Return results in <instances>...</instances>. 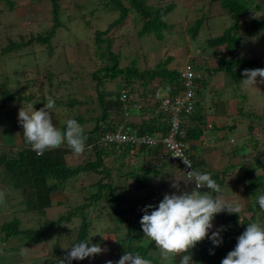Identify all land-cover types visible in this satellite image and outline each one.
Returning <instances> with one entry per match:
<instances>
[{"label": "trees", "instance_id": "obj_1", "mask_svg": "<svg viewBox=\"0 0 264 264\" xmlns=\"http://www.w3.org/2000/svg\"><path fill=\"white\" fill-rule=\"evenodd\" d=\"M41 1H46L47 3L48 28L42 32L37 31L35 33H28L26 40L24 39L26 36L23 34H18L19 40L11 35H7V42L0 48V52L4 54L3 56H11L13 52L17 54L21 48L33 44V42L47 45L49 52H52L53 46L50 41L56 34V28L60 25L59 20L62 8L60 6V0H29V3ZM149 1L150 0H108L105 7H113L114 9L112 10H117V17L108 23L104 29H96L91 38L95 46V52L101 60V65L90 73V79L95 81V98L98 100L100 110L97 115H91L87 117V119L81 115L75 116L74 119L81 125L89 120H92L95 124L90 129L83 128L84 134L87 137L86 147L90 146L89 149L92 151V158L73 163L72 159L74 153L68 149L66 145L55 150L46 151L43 155H37L26 143L23 136V127L18 122V119L16 125L19 130L18 133L22 138V143L19 144L18 149L13 152L14 143H10L5 139L3 140L4 143L0 144V166H4L9 172L11 180L21 184L35 185V189L44 187V189L35 193V200L40 201L46 196L45 194L48 193L47 195H49L53 190L74 191L76 193L78 191L81 193L87 191L84 197H82L84 199L83 202L80 206H76L74 212L70 211L58 220L53 221V224H56L62 219L66 221L73 220V223H76L78 226L75 238H72L70 241V247L75 242L85 240L89 237L92 227L91 223L96 218L91 217L90 211L99 210L97 206L100 200H104L109 205L113 203L116 204V202L119 201L117 196L112 197L111 195L115 189V178H121L123 176L125 178H131L129 189L143 190L150 186L151 177L155 174L154 168L156 165H159V163H155L144 168L142 165L138 166L134 163H126L128 154L134 149L133 146H125L120 151L113 147L104 146L101 141L102 134L106 131H112L116 126L121 125L124 120L126 121L124 124L132 127L136 134H153L156 130H159L161 135L165 134L169 125L168 117L162 111L158 110L159 101H155L154 98H151L149 93L153 92V87L156 85H169L170 92L173 94L180 92L184 88L181 83L179 69H176L177 66L171 63L173 56H167L165 60L160 61L153 67L146 66L142 68L139 64L140 59L138 60L137 57L124 52V48L130 44L131 39L137 41L144 37H153L159 41L166 42L168 41L167 39L173 37V35L171 37H166L164 31L166 29L172 31L174 25H171L167 21L166 16L171 14L177 4L172 1L157 0L155 2H150L152 3L150 5ZM0 2H5L9 10H12L15 5L14 0H0ZM250 3L252 4L253 2L250 1ZM215 5L219 6L221 11L224 10L230 16L233 23L221 34L206 37L204 40L205 43H197V39L200 40L198 38L199 31L202 29L205 32L207 31L205 25L210 17L214 15ZM74 6L78 9L82 7V5L76 2ZM255 6L258 8V5ZM247 7L248 4L241 0H203L201 15H199V17L187 28L188 37H186V41L183 43L181 39V44H183V46H192V43L196 41L198 54L207 65L205 69H209L211 61L214 60L217 64V68L212 70L227 72L228 75L233 78L231 81L233 83H238L242 80L243 71L245 69H264L263 60H245L240 58L236 52L244 41V36L241 33V25L247 26L249 24L248 26H254L262 24L258 19H244L242 24L239 22L242 12ZM130 33H132V35H130ZM18 71L19 70L16 69V73ZM39 72H42L40 77H38L39 75L36 72L35 77L29 74L28 78L27 73H24V87L16 91L10 89L6 82L7 77L5 76L4 80L6 81L0 83V111L3 103L9 100L13 101L14 99H17L18 103L9 104L13 110L15 109L18 111L17 109L19 107L24 108L29 104H33L35 110H39L44 107V103L47 102L48 97H51V94H53L52 98L55 101V108L52 110L53 116H55V110L62 108L64 105H67L68 108H72L76 105L81 106L86 102L84 99L71 100L70 98L64 101L62 93L54 92L50 87L56 85V88L59 89L60 82H66L67 80L60 78V82H55L54 78L56 74L52 70L46 69L45 71ZM69 76L68 81L70 82V80L72 81V75ZM207 76L206 73L200 72L193 78V85L196 88L195 97L197 100L195 101L192 113L185 117V135L183 137L185 140L197 138L203 134V128L207 122L206 117L209 113V111L207 113L206 110L208 108H206L205 105L208 91L206 86L208 80H210V77ZM156 79H159L160 84L152 85V81ZM107 82H113L115 87L107 89L105 87ZM38 88H43L39 98L37 97ZM122 89H127L124 99L121 98ZM220 93H222V91ZM220 93L217 96V100L213 101L216 103H214L215 112H218V103L228 102L234 98L231 92L228 94ZM151 102L153 103L150 104ZM239 109L243 110V105L240 104ZM146 115L148 116L145 117ZM137 117H139L138 122L134 120V118ZM256 118H262L264 120V116H257ZM58 128L64 131L66 129V122L59 125ZM249 129L251 130L252 127ZM262 130L264 131V124ZM233 140V138H230L231 142H233ZM251 140L252 143H243V147H241V149L239 148L238 154L241 157L242 169L238 179L246 185L248 204L245 208V212H249V215H245L244 212H242L241 215L243 216H240L239 221L238 214H229L227 212L218 214L214 220L223 217L226 223L221 232L223 243L216 247L212 244L211 240L207 238L198 243L196 247L192 249V259L195 264H221L227 254L234 250L237 244V238L246 229L248 223L255 222L264 225L262 220H258V218L260 219L264 216V211H261L256 202V198L260 194H264V144L254 137L248 139V141ZM140 149L145 155H154L157 161H160L161 165L166 164L165 162L167 161L163 160L160 156V145H156L155 147L141 146ZM236 152H238V149L231 150V157L237 154ZM191 158L194 163L192 156ZM109 163L115 166L114 177L112 176V169ZM257 170L260 172L255 174ZM89 172L98 175V179L95 183H87L84 175ZM211 176L222 186L223 181L219 175L211 174ZM51 178H54L56 182L50 187L48 185V189H50V191H48L46 186ZM104 178H107V181L103 182ZM41 184L46 186H41ZM79 196L83 195L81 194ZM146 198H149V195H146ZM146 201H149V199L143 200V202ZM45 205V203L35 205L34 210H36V208H44ZM154 206L157 207L155 204ZM88 207L90 208L89 211ZM112 209L113 210L109 212L110 218L114 215L117 220L114 227L118 228L120 222H125L126 232L124 236L120 237H117L114 233L112 237L117 241L113 239L111 242L104 243L107 249V251L104 252L106 258L112 262H116L128 250L134 253L138 252L143 257L151 259L153 264H161L158 255L157 257L155 255L159 253L158 249L155 248L154 244L147 242V239L144 238L142 229L132 230V226L139 223L141 219L135 216V214L130 217L122 218V213L118 205ZM14 224V233H17L19 231L18 225L16 222H14ZM217 229H220V227L216 223V229L211 231ZM211 231L209 235H211ZM134 238H136V242H134ZM68 248L66 252L62 254V258L57 257L52 263L58 264L57 261L65 259L70 251ZM179 260L180 257L178 256V258L173 261L174 264H179Z\"/></svg>", "mask_w": 264, "mask_h": 264}, {"label": "rangeland", "instance_id": "obj_2", "mask_svg": "<svg viewBox=\"0 0 264 264\" xmlns=\"http://www.w3.org/2000/svg\"><path fill=\"white\" fill-rule=\"evenodd\" d=\"M153 1L155 2L157 0H150L149 3ZM167 1H172L177 4L171 14L166 16L167 21L171 25H174L172 31L168 29L164 31L166 37H171L172 35L173 37L167 39L168 41L166 42L159 41L153 37H144L137 41L131 39L130 44L124 48V52L137 57L138 60L140 59L139 64L142 68L146 66L153 67L160 61L165 60L167 56H173L171 63L172 65H176V69H179L180 71L183 62L189 58L196 73L204 72L208 75L207 77H210L206 86L208 91L205 105L208 100V104L214 109L216 103L213 101L217 100L219 93L221 91L222 93L220 94H228L231 92L235 98L227 102V105L228 103H231V107L229 108L230 112L225 114L227 121H229L228 118H239V120L235 122L237 124H234L237 125V131L239 133H242V131L247 133V129L249 131V128L252 127V133L258 134L257 137H260V139L263 140L264 131L262 128L264 120L256 117L264 116V90L262 91L261 89V87H263L261 84L264 83L260 84L258 82L256 86H250L243 81L233 83L231 82L233 78L228 75L227 72L212 70L217 68V64L214 60L211 61L212 64H210L209 69H205V66L207 65L198 54L196 44L205 43V38L210 35L221 34L233 23L230 16L227 13H224V10L221 11L219 6L215 5V11L213 12L214 15L210 17L205 25L207 31L205 32L202 29L198 33V38L200 40L197 39V43L194 41L192 46H183V44H181V39L183 43L186 41V37H188L187 28L199 17V15H201L203 0ZM241 1L248 4V7L240 16L241 21L239 20V22L241 24L244 19L249 20L251 17L261 16V18H264V0ZM250 1L253 3L251 4ZM14 2L15 5L12 10L7 9V4L5 2H0V48L7 42V35H11L19 40L18 34H23L26 36L24 38L26 40L28 33H35L37 31L42 32L48 28L49 25L46 1L29 3V0H14ZM75 2L82 5V7L79 9L76 8V6H74ZM106 3H108V0H60V6L62 8L59 20L60 25L56 28V34L50 41L53 46L51 53L49 52L47 45L38 42H33V44L24 46L17 52V54H14V52L11 53V56H3L4 54L0 52V83L6 81L4 80V77L6 76V82L11 90H21L24 87V73H27V78L29 77V74L30 76L35 77L36 72L39 75L38 77H40L42 72L39 71H45L47 69L55 72V82H60V78L67 80L66 82H60L59 89L56 88V85L50 87L52 91L62 93L64 101H67L69 98L71 100H86L81 106L76 105L72 108H68L67 105H64L62 108L56 109L54 112L55 116H53V122L57 128L68 119L74 118L77 115H81L87 119V117L99 113V103L95 98V81L90 79V73L101 65V60L95 52V46L93 45L91 38L96 29H104L108 23L117 17V10H112L114 9L113 7H105ZM151 4L152 3H150V5ZM255 5H258L259 8L254 11ZM220 12L223 13L221 14ZM241 29L244 41L237 49V55L245 60L255 57L260 59L264 58V23L254 26H243L242 24ZM130 35H132V33H130ZM253 36L259 37L260 40L255 38L256 41L253 39L252 41L249 40L246 42L249 37ZM16 69L19 70L17 73ZM218 74L221 75V78ZM69 75H72V81L70 80V82L68 81V78L70 77ZM218 80L222 84L219 89L214 84ZM156 84H160L159 79L152 81V85ZM105 87L107 89H112L115 86L113 82H107ZM41 90H43V88H38V98L41 94ZM161 91H163V88ZM241 95L250 100L253 107H257V113L247 108H243L244 111L239 112V107L243 100L241 99ZM51 97H53V94H51ZM13 103L17 104V99L3 103L0 111V134L5 140H9L12 137L11 132L13 130L16 129L17 132L19 131L16 121L18 119V112L22 107H19L18 109L16 108L18 111L15 109L13 110L9 105ZM224 104H226V102L217 104L218 112H223V106L225 107ZM245 104L248 105L247 102ZM27 107H24V109L27 110ZM247 118L249 120H247ZM239 123H242V125H238ZM93 125H95L93 121L89 120L88 122L83 123L82 126H84L83 128L90 129ZM229 138L231 137L228 136V140ZM239 138L240 136L238 139ZM241 141L238 144L240 149L243 147ZM246 142L252 143V140L248 141L247 138ZM234 143L236 144L237 142ZM89 148L90 146L86 147L85 152L81 155L74 154L72 162L77 163L81 162L83 159L89 160L92 158V151ZM142 153L145 155L140 148H134L133 152L128 154L126 163H134L138 166L143 165L140 161L137 162L138 160L136 157ZM109 166L112 169V176L114 177L115 166L111 163H109ZM258 173L259 172L257 171L256 174ZM180 174L183 178L181 172ZM84 177L89 184L95 183L98 179V175L90 172L86 173ZM131 180V178H125L124 176L121 178H115V189L111 195L112 197L117 196L119 201L116 202V204L113 203L109 205L104 200H100V203L97 206L99 207V210L90 211L91 217L96 218L91 223L92 227L88 238L98 232L109 235L107 239H102L100 235H95L91 237V244L102 245V241L105 240L104 243L107 241L111 242L113 239L110 237L114 236V233L117 237L124 236V233L126 232L125 222H120L118 228L114 227L117 220L114 215L112 218H110L109 215V212L112 211V208H115L116 205L119 206L122 218L130 217L135 214L139 219L145 214L143 209L147 205L154 206L155 201L151 199L152 196L149 201L143 202L142 197L147 191L129 189ZM158 180L159 177H153L151 181L153 183L157 182L158 184ZM163 180L165 181V179ZM105 181H107V178H104L103 182ZM55 182L56 180L51 178V180L48 181L47 186L42 184L41 186H46L48 189V185L50 187L55 184ZM12 183L13 186L11 189L19 188L22 190L21 198L24 200L22 206L24 207V210L5 216L4 222L0 224V264H53L52 262H54L57 257H63L62 254H64L67 248L70 247V241L72 238H75L78 229V226L76 223H73V220L66 221L62 219L56 224H53V221L58 220L70 211L74 212L76 206H80L83 202L84 199L82 197H84L87 191L83 193L78 191L76 193L74 191L53 190L49 195H47V193L45 194V197L40 201H37L35 200L34 195L44 189V187L35 189V185L21 184L14 180H12ZM170 183L168 181V186L163 188V194H172L177 191L171 186L172 181ZM236 184L240 185L238 182H236ZM180 187L183 188L184 191L191 192V189L188 186L181 185ZM48 191H50V189H48ZM81 194L83 196H79ZM51 198L52 203L50 202ZM41 203H45V207L41 209L36 208V210H34L35 205ZM47 203L50 205L48 206ZM89 207L88 211L90 210ZM26 209H29V211ZM152 210L154 209H148V214H150ZM258 220L264 222V216L260 219L258 218ZM14 222L18 225L19 231L17 233H14ZM224 224L225 222L223 225ZM133 229H142L140 222L132 226V230ZM134 242H136V238H134ZM91 244L89 246H91ZM44 252L48 255L42 259ZM155 255L156 257L158 255L161 264H165V262L161 260L159 253ZM177 258L178 256L175 260ZM60 261L61 260L57 261L58 264H60ZM79 262L80 264H106L103 261L102 254L96 255L95 257H88L84 260H72L71 264H78ZM65 264H68V262L65 261ZM171 264H174V262L172 261Z\"/></svg>", "mask_w": 264, "mask_h": 264}, {"label": "clouds", "instance_id": "obj_3", "mask_svg": "<svg viewBox=\"0 0 264 264\" xmlns=\"http://www.w3.org/2000/svg\"><path fill=\"white\" fill-rule=\"evenodd\" d=\"M251 59L262 60L259 58ZM194 72L196 77L197 73L195 70ZM258 77L260 78L259 82L264 83V69H245L241 81L250 86H256ZM162 88L163 91H161ZM167 88L170 92L169 85H156L149 96L154 98L153 94L156 90L164 94ZM122 90L126 93L127 89ZM154 100L158 101L155 98ZM54 108V99L48 97L44 107L39 110H34L33 104H29L27 110L23 107L19 110L18 122L23 127V136L26 143L37 155H43L46 151L55 150L65 145L75 155L83 154L86 150L87 140L83 126L76 119L70 118L66 121V129L61 131L53 122L52 110ZM182 159L184 164L191 169L187 172L188 179H178L173 176L174 181L171 186L177 191L172 194H165L158 207L147 205L143 209L145 214L140 220L144 238L149 243L153 244L154 242L155 248L158 249L159 256L165 264H171L177 256L180 257L179 264H195L192 259V249L198 243L206 238L210 239L216 247L223 243L221 236L223 229L211 231L214 227L215 217L223 212L235 213L238 214L240 221L242 214V205L226 195L227 192L231 191L229 187H221L210 173L193 170L190 162L183 157ZM181 180L184 181L185 185L188 183L194 185L191 192L180 190ZM201 189H207L208 191L202 192ZM2 199L3 193H0V200ZM256 202L261 211H264V194H260L256 198ZM148 209L154 210L148 214ZM210 231L211 235H209ZM95 235H100L102 239H107L109 236L99 232ZM91 237L75 242L68 248L70 251L65 259L60 261V264H65V261L71 264L72 260H84L107 251L100 244H91ZM90 244L91 246H89ZM107 264H113V262L108 261ZM116 264H153V262L138 252L134 253L127 250ZM221 264H264V225L255 222L248 223L246 229L237 238L234 250L227 254Z\"/></svg>", "mask_w": 264, "mask_h": 264}, {"label": "crops", "instance_id": "obj_4", "mask_svg": "<svg viewBox=\"0 0 264 264\" xmlns=\"http://www.w3.org/2000/svg\"><path fill=\"white\" fill-rule=\"evenodd\" d=\"M256 9L257 7L254 6V11ZM220 13L222 14L223 12H220ZM224 13L226 12L224 11ZM252 19H258L262 23H264V20H263L264 18H261V16L251 17L249 20H252ZM255 38L260 40L259 37L253 36V37H249L246 40V42L249 40L252 41L253 39L254 41H256ZM261 59L264 60V58H261ZM218 75L221 78V75L220 74ZM244 79L245 77L243 78V80ZM257 80L259 82V78H257ZM214 84L216 85L218 89L221 88L222 86L219 80ZM261 85L263 86L261 87L263 91L264 84H261ZM241 99H243L241 101V104H243L244 109L247 108L257 113V109H256L257 107H253V105L250 103V100L246 99V97H243L242 95H241ZM207 101H206V108L208 109L206 111L207 113L209 111V113L207 114V117H206L207 122L205 123V126L203 128V134H201L197 138L186 139L189 154L194 159V166L196 167V169H198L201 172L210 173L212 175L217 174L221 177L223 181L221 187H225V188L229 187L231 189V191L227 192L226 195L230 199L239 202L242 205V212H244L245 215H249V212H245V208L248 204V195L246 191V186L244 185L243 182H241L238 179L239 175L242 172L241 157L240 155H238L240 146L238 144L241 141V139H242L241 143H244L246 142L247 138L250 139L251 137L259 139V142H262L264 144L263 142L264 139L262 140L260 139V137H257L258 134L252 133L251 131L252 129L251 130L249 129V131L247 129V133H245L244 131H242V133H239L237 131V125H234V124H237L235 122L239 120V118L234 119L232 117V118H228L229 121H227V117L225 116V114L230 112L229 108L231 107V103H228L227 105V102H226L225 107L223 106V112L221 113V112H215L214 109L211 107L210 104H208ZM263 101H264V95H263ZM244 102L245 103L247 102L248 105H246ZM263 105H264V102H263ZM244 109L243 110L239 109V112L244 111ZM147 116L148 115H146L145 117ZM138 118L139 117L134 118V120L138 122ZM247 120L249 119L247 118ZM242 123H239L238 125H242ZM156 132H159V130H156L155 132H153V134ZM11 133H12V137L8 141L10 143H14L13 144L14 145L13 152H14L15 150L18 149L19 144L22 143V138L20 137L16 129L13 130ZM228 136L234 139L233 142L230 141V138L228 140ZM239 136L240 138L238 139ZM3 140L4 139L2 138V135L0 134V144L4 143ZM234 142H237L236 145ZM234 149H238V152H236L237 154L231 157L230 155L231 150H234ZM131 152H133V150H131ZM136 157L138 160L137 162L140 161L143 164L142 167L144 168H147L149 165L159 163V165H156V167L154 168L155 174H153V176L151 177V180L153 177L155 178L159 177V180H158L159 182L157 184V182L153 183L151 181L150 186L147 187L146 189H143L144 191H147V192L142 197L143 200H148L152 196L151 199L155 201L154 204L157 205L158 207V203H160L164 198L165 193L163 194V188L165 186H168V181L169 183L171 181L173 183L174 177L179 179V178H182V176L175 166L167 162H165L166 164L161 165L160 161L159 160L157 161L154 155L140 154V155H137ZM127 159H128V156L126 160ZM257 171L260 172L259 170ZM257 171L255 172V174L257 173ZM163 179H165V181ZM236 182L240 183V185H237ZM180 183H181L180 186L181 185L188 186L191 189V191H192V188L194 187L191 183H188L187 185H185L183 180H181ZM12 186H13V183H12L9 172L5 169L4 166H0V193H3V199L0 200V224L4 222L5 216L24 210V207H22L24 204V200L21 198L22 190L19 188L11 189ZM180 190L184 191V189L181 187H180ZM201 191L203 192V191H208V190L201 189ZM146 195H149V198H146ZM50 202L52 203V198ZM47 205L49 206L50 204L48 203ZM26 210L29 211V209H26ZM224 222H225V218L223 217L214 220L213 222L214 227L212 230L216 229V223L220 228L224 229V225H223ZM105 241H102V245L100 244L102 248L106 247V245L104 244ZM108 242L109 241H107L106 243ZM47 255L48 254L44 252L42 259ZM102 258L106 264L108 261H110L106 258L104 252L102 253ZM116 262H113V264H116ZM78 264H80V262Z\"/></svg>", "mask_w": 264, "mask_h": 264}, {"label": "built area", "instance_id": "obj_5", "mask_svg": "<svg viewBox=\"0 0 264 264\" xmlns=\"http://www.w3.org/2000/svg\"><path fill=\"white\" fill-rule=\"evenodd\" d=\"M193 78H195V72L189 58H187L180 73L184 88L176 94L170 93L168 88L164 94L160 93L159 90L154 92L153 97L159 101V110L166 114L169 120L165 134L161 135L159 132L136 134L132 127L124 124L126 123L124 120L121 125L116 126L112 131H106L102 134L101 141L103 145L113 147L119 151L125 146L139 148L141 146L160 145L161 158L175 166L182 173L183 178L187 180V172L191 169L184 164L182 157L190 162L193 170L199 171L194 166L186 140L183 138L185 135V117L192 113L195 105ZM124 92V90L121 91V98L125 97Z\"/></svg>", "mask_w": 264, "mask_h": 264}]
</instances>
